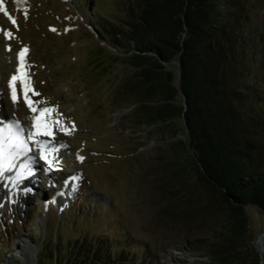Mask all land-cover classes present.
I'll return each instance as SVG.
<instances>
[{"label": "rangeland", "instance_id": "rangeland-1", "mask_svg": "<svg viewBox=\"0 0 264 264\" xmlns=\"http://www.w3.org/2000/svg\"><path fill=\"white\" fill-rule=\"evenodd\" d=\"M4 2L16 24L0 13L3 107L25 128L35 114L21 99L11 102L8 93L17 53L27 48V75L40 93L32 95L39 102L35 106L55 109L52 114L61 119L51 138L65 147L50 156L54 157L52 165L39 162L40 167L47 165L50 174L31 180L34 189L24 195L27 205L20 201L10 205L5 198L10 192L1 194L0 264H26L17 244L21 239L28 241L30 252L34 250L37 264L39 243L45 234L54 236L59 226L72 236H106L136 264L206 262L190 251L187 242L210 236L223 216L205 218L196 210L203 207L199 191L189 179L183 157L177 158L178 152L170 147L169 133L159 134L127 119L129 109L121 106L116 94L132 69L121 64L120 58L112 63L108 44L89 25L96 18L119 30L121 0H27L21 9L14 0ZM254 7L251 16L257 15L254 26L259 28V23L264 24V0L260 9ZM7 32L12 33L11 38ZM77 154L83 161L76 160ZM166 159L174 163L175 170H164ZM71 168L81 175V182L62 204L55 199V188ZM4 188L0 186V190ZM187 212L193 214L189 225L176 221V214ZM248 215L254 247L259 234L264 235V215L256 209H250ZM262 241L261 255L256 252L264 263V236Z\"/></svg>", "mask_w": 264, "mask_h": 264}, {"label": "trees", "instance_id": "trees-1", "mask_svg": "<svg viewBox=\"0 0 264 264\" xmlns=\"http://www.w3.org/2000/svg\"><path fill=\"white\" fill-rule=\"evenodd\" d=\"M262 2L121 0L119 30L89 23L112 63L132 69L116 94L127 119L169 133L199 191L204 208L195 209L223 216L210 236L187 242L203 264H264L248 220L250 209L264 215V24L251 16ZM166 161L164 170H175ZM187 213L176 221L189 225ZM68 232L45 234L37 264H136L106 236Z\"/></svg>", "mask_w": 264, "mask_h": 264}, {"label": "snow or ice", "instance_id": "snow-or-ice-1", "mask_svg": "<svg viewBox=\"0 0 264 264\" xmlns=\"http://www.w3.org/2000/svg\"><path fill=\"white\" fill-rule=\"evenodd\" d=\"M9 18L11 19L12 24L15 25L16 20L11 18V16H9ZM53 31H55V29H53ZM6 35L11 38L12 33L7 32ZM9 51H11L10 48ZM26 52L27 49L25 48L18 53L20 65L16 70V74H13L11 76V80L8 83L9 87L11 88L12 101L13 103H18L19 99L16 82H22L24 101L26 102L32 113L39 112V115L31 117V119L35 122V131L29 129L26 136L24 134L25 129L20 125V122L18 120H8L5 122L3 119H0V176L16 167L15 161L17 158L25 156L26 154L31 152L30 143L36 145L37 150L41 153V158L44 159L49 165H52L54 159V157L50 158V151L52 153L58 151V149L55 147L51 148L50 150L48 144L38 138L40 136H53L52 125L48 122V114L53 113L55 109L47 107L37 108L35 105L39 102H34L29 97V92H32V94L35 96H39L40 93L35 92L34 88L31 87L30 80L25 71V69L27 68L24 59ZM53 123L59 124V121H53ZM61 130L67 132V129L63 128L62 126ZM59 147H65V145L61 144ZM78 158L83 161V157ZM31 159L32 158L29 157V161H31ZM24 167L27 170L28 176L33 175V171L28 168L27 165H25ZM22 175L23 171L17 174V178L19 179ZM75 178L76 177H73V179ZM27 191H31V189H28Z\"/></svg>", "mask_w": 264, "mask_h": 264}, {"label": "bare ground", "instance_id": "bare-ground-1", "mask_svg": "<svg viewBox=\"0 0 264 264\" xmlns=\"http://www.w3.org/2000/svg\"><path fill=\"white\" fill-rule=\"evenodd\" d=\"M0 114H3V115H5V117L10 118L9 115L7 114V110H6L5 106L4 107H1ZM48 122H50L49 118H48ZM34 123L35 122H33V121H30L29 122V129H31L32 131H35V129H34ZM39 139H41L42 141H45V142L47 141V139H42L41 137ZM33 145H35V144H33ZM59 145L60 144L59 143H56L55 141H50L48 143L49 149H51L53 147L57 148V147H59ZM29 154H31V156H33V152L32 151ZM46 168H47V166H44L42 168V172H46L47 173L48 171H47ZM71 169L68 170V174L65 175L63 173L64 174V176H63L64 178L63 179H62V177L59 178L62 182L60 184H58L59 185L58 188H55V194H54L55 195V199L58 200V201H60V203L62 202V204H64L67 201V199L69 200L70 196L67 198V195L69 193H72L75 189H77V186H79V184L81 182V180H80L81 175L79 173H77V172H76L77 174H75V172H74L75 170L74 169L71 170ZM8 174H11V171L5 172L2 176H0V186L3 185L4 175H8ZM48 174H50V171L47 173V175ZM73 174H75V175L73 176ZM72 176L73 177H76V178L73 179ZM37 178H39V177H37ZM30 181H31V179H27L26 184L31 185V187L29 189L33 190L34 189V184L32 185L30 183ZM66 181H67V183H66ZM18 184H19V182H18ZM9 185H10L9 182H7L6 189L8 188L9 190H7V192L8 193L10 192L12 194V200L15 201V202H19L20 201V202H22V204L27 205L28 204V201H25V196L24 195L28 194L27 192H30V191H27L26 193H23V190L21 189V187H19V185L17 187H14L13 189H10V186ZM15 188H18L17 194H15L13 192V191H15L14 190ZM58 191H62V194L60 196L57 195V192ZM2 193H3V191L0 190V197H1V194ZM6 201H8V200H6ZM13 204H14V202H13ZM13 204H10V205H13ZM17 244L21 248L20 256L23 258V260L25 261V263L26 264H35L34 263V259H35V255L36 254H35L34 250L32 252L29 251L30 248H28V246H27L28 241L25 240V239H21Z\"/></svg>", "mask_w": 264, "mask_h": 264}, {"label": "water", "instance_id": "water-1", "mask_svg": "<svg viewBox=\"0 0 264 264\" xmlns=\"http://www.w3.org/2000/svg\"><path fill=\"white\" fill-rule=\"evenodd\" d=\"M263 234H259V236L255 239V242H254V247L256 249V251L259 253V255H261L262 253V247H263V241H262V238H263ZM258 244L261 245V247L259 248L258 247Z\"/></svg>", "mask_w": 264, "mask_h": 264}]
</instances>
